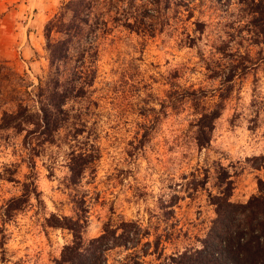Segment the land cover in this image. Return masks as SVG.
I'll use <instances>...</instances> for the list:
<instances>
[{
    "label": "rangeland",
    "instance_id": "374dc122",
    "mask_svg": "<svg viewBox=\"0 0 264 264\" xmlns=\"http://www.w3.org/2000/svg\"><path fill=\"white\" fill-rule=\"evenodd\" d=\"M66 1L0 0V61L25 76L32 84L29 89L49 70L45 26ZM191 6L193 16L183 11L155 36L121 27L108 34L90 88L95 103L77 104L96 131L101 155L95 173L87 172L79 186L88 205L84 240L121 220L137 221L149 232L137 247L109 250L104 264H163L170 256L201 248L217 218L211 196L220 195L231 181L230 200L245 203L264 179V62L235 80L206 148L196 143L199 113L192 101L171 104V91L216 88L218 81L208 77L206 62L221 58L218 46L264 56V42L247 40L248 15L239 0H195ZM198 22L204 24L203 32L197 30ZM216 99L208 98L207 104ZM6 107L0 105V117ZM23 138L14 131L0 132V212L7 200L21 194L30 172ZM70 144L74 142L63 130L56 143L46 144L35 157L44 203L33 197L5 224L0 216V229L7 233L0 264H55L72 242L70 230L49 226L46 220L52 213L75 215L74 192L67 186ZM9 170H16V180L8 179Z\"/></svg>",
    "mask_w": 264,
    "mask_h": 264
},
{
    "label": "trees",
    "instance_id": "16d2710c",
    "mask_svg": "<svg viewBox=\"0 0 264 264\" xmlns=\"http://www.w3.org/2000/svg\"><path fill=\"white\" fill-rule=\"evenodd\" d=\"M195 0H67L60 11L45 26L49 70L39 77L36 85L27 82L5 62L0 61V105H8L0 117V132L24 134L23 146L30 172L25 175L20 195L11 197L3 206L0 216L4 224L25 210L34 197L43 204L39 190L35 157L48 143H56L61 132L71 139L67 186L74 195L75 215L48 217L49 226L67 228L72 242L63 247L55 264H104L108 251L124 246L137 247L149 232L137 221L121 220L105 224L100 235L86 241L84 230L88 225V205L79 186L87 172L95 173L100 158L96 131L88 126L84 109L77 104L91 99V90L98 73L100 45L116 28L147 36H155L172 25L183 11L193 16ZM247 13L245 30L253 44L264 42V0H239ZM197 23V30L204 31ZM242 37V31L239 30ZM194 38H191V41ZM228 45L217 47L219 60L206 62L208 77L218 81L210 92L206 89L192 92L171 91V104L177 107L189 98L198 111L195 120L196 143L200 149L210 145L216 121L222 115L225 103L235 90V80L243 78L252 68L264 62V56L251 57L250 52L227 50ZM264 53V51H262ZM176 85V84H175ZM217 97L211 105L207 99ZM162 113L166 105L162 104ZM154 109V108H151ZM150 109V110H151ZM155 110V109H154ZM156 121L158 116H156ZM156 121H153L155 124ZM151 128L143 133L146 139ZM87 132L84 139H80ZM141 140V143L143 142ZM15 171L9 170V180H16ZM232 182L227 181L221 194L211 196L217 218L213 221L201 248L170 256L163 264H264V179L259 180L258 193L245 203H234ZM2 261L6 253V228L0 229ZM150 245L149 242L145 246Z\"/></svg>",
    "mask_w": 264,
    "mask_h": 264
}]
</instances>
